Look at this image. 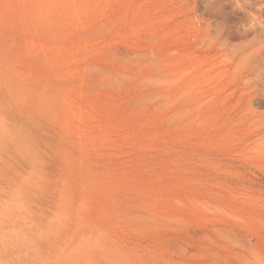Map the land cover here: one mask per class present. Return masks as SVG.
<instances>
[{"label": "rangeland", "instance_id": "1", "mask_svg": "<svg viewBox=\"0 0 264 264\" xmlns=\"http://www.w3.org/2000/svg\"><path fill=\"white\" fill-rule=\"evenodd\" d=\"M0 264H264V0H0Z\"/></svg>", "mask_w": 264, "mask_h": 264}]
</instances>
